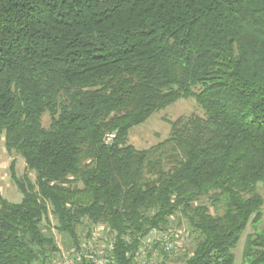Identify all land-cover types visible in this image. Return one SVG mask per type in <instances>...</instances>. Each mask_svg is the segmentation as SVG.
<instances>
[{
  "label": "trees",
  "instance_id": "16d2710c",
  "mask_svg": "<svg viewBox=\"0 0 264 264\" xmlns=\"http://www.w3.org/2000/svg\"><path fill=\"white\" fill-rule=\"evenodd\" d=\"M180 98L201 114L128 142ZM2 146L25 172L11 160L0 264H51L55 232L77 248L99 226L112 264L164 259L151 236L175 217L192 241L177 264H234L248 225L242 264H264V0H0Z\"/></svg>",
  "mask_w": 264,
  "mask_h": 264
},
{
  "label": "rangeland",
  "instance_id": "374dc122",
  "mask_svg": "<svg viewBox=\"0 0 264 264\" xmlns=\"http://www.w3.org/2000/svg\"><path fill=\"white\" fill-rule=\"evenodd\" d=\"M191 113L201 114V110L194 102L193 99H177L174 102L168 104L166 107L154 112L146 121L143 123L132 127L129 131L128 142L135 146L138 149L147 148L156 142L166 138L168 136L170 125L164 120H174L180 116H187ZM43 123H47V116L44 115ZM11 160L15 161V168L18 175H22L25 172V164L21 157L15 154H9L6 152L4 147H1L0 150V196L11 202H19L21 200V193L15 187L13 181L9 177V164ZM31 177L33 176L30 174ZM257 192L263 197L264 200V189L262 187H258ZM262 220L259 223L258 227H264V204L262 206ZM181 225L176 226L177 218H170L172 222L170 226L167 228V231L160 234L158 231L156 234H152L153 239L160 240L163 238H171V246L173 248V254H169L167 258H164L161 255H158V252H154L150 258H146V252L137 256V262L143 263V261L147 260V264H177L179 261H176V255L180 253L190 251L192 248L191 237L188 236L187 225L181 218ZM101 227H97L93 230V234L91 237L86 238L84 232H81L82 242L83 243H92L97 246L106 245L111 237L106 231L100 229ZM254 227L248 225L243 232L237 246L233 250L235 259L234 264H242V250L244 246L245 238L248 234L252 233ZM56 242L59 246L60 253L71 251L75 247H71L69 245V240H65V238L59 233L55 232ZM150 237V236H149ZM150 237V238H151ZM146 240V243L143 244V248H149L150 245ZM168 241V240H167ZM148 244V245H147ZM70 246V247H69ZM58 258V257H57Z\"/></svg>",
  "mask_w": 264,
  "mask_h": 264
},
{
  "label": "built area",
  "instance_id": "2783aa9c",
  "mask_svg": "<svg viewBox=\"0 0 264 264\" xmlns=\"http://www.w3.org/2000/svg\"><path fill=\"white\" fill-rule=\"evenodd\" d=\"M113 136L112 133L107 135L108 138ZM100 229H105L100 226ZM164 247L169 249L171 243L167 242L164 238ZM113 248L112 241L104 246L93 245L92 243H81L77 248H73L71 251L61 252L58 258L54 259L51 264H80L83 260L90 262L91 264H112L111 251Z\"/></svg>",
  "mask_w": 264,
  "mask_h": 264
}]
</instances>
